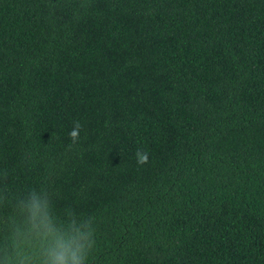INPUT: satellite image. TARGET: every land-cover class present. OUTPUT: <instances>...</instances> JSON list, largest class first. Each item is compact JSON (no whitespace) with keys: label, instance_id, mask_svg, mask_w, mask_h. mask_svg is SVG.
Listing matches in <instances>:
<instances>
[{"label":"trees","instance_id":"1","mask_svg":"<svg viewBox=\"0 0 264 264\" xmlns=\"http://www.w3.org/2000/svg\"><path fill=\"white\" fill-rule=\"evenodd\" d=\"M33 194L85 264H264V0H0V264Z\"/></svg>","mask_w":264,"mask_h":264},{"label":"clouds","instance_id":"2","mask_svg":"<svg viewBox=\"0 0 264 264\" xmlns=\"http://www.w3.org/2000/svg\"><path fill=\"white\" fill-rule=\"evenodd\" d=\"M82 125L76 121L69 137L73 144L79 140V132ZM137 162L144 164L148 162V154L141 150L137 153ZM31 230L40 237L45 244L44 264H85L87 248L84 243L73 236H66L59 230L53 228L48 213V204L32 195L25 206ZM87 247H91L88 245Z\"/></svg>","mask_w":264,"mask_h":264}]
</instances>
